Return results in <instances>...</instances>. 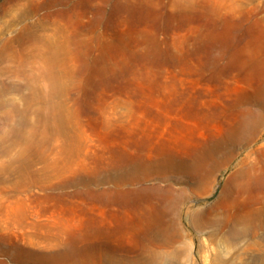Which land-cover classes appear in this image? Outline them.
<instances>
[{"label": "rangeland", "instance_id": "1", "mask_svg": "<svg viewBox=\"0 0 264 264\" xmlns=\"http://www.w3.org/2000/svg\"><path fill=\"white\" fill-rule=\"evenodd\" d=\"M0 264H264V0H0Z\"/></svg>", "mask_w": 264, "mask_h": 264}]
</instances>
